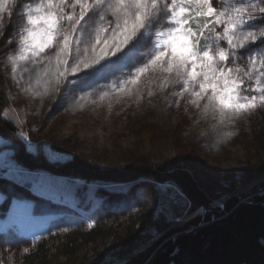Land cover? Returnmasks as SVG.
<instances>
[{
    "label": "rangeland",
    "instance_id": "1",
    "mask_svg": "<svg viewBox=\"0 0 264 264\" xmlns=\"http://www.w3.org/2000/svg\"><path fill=\"white\" fill-rule=\"evenodd\" d=\"M22 5L23 0H17L16 11L0 20L1 71L8 104L0 123L1 248L102 226L109 230H104L105 237L89 249L80 248L77 263L126 264L173 221L188 222L205 214L199 209L190 217V205L172 183L88 182L56 174L72 153L102 169L121 168L139 159L166 171L184 167L209 190L213 206H221L228 197L249 199L264 192V159L258 157L253 138L254 128L264 125V108L221 123L218 114L205 115L186 99L177 105L174 93L180 86L163 87L161 74L152 71L141 76L131 92L119 90L129 73L142 66L139 58L135 66L87 83L70 75L47 92L43 81L35 83L43 65L29 63L23 67L31 76L24 72L21 84L27 87L31 82L39 94L22 92L13 83L6 60L18 47ZM255 23L264 25V20ZM150 48L141 56L146 57ZM149 90L154 95L149 96ZM104 92L109 95L100 100ZM5 124L15 132L6 130ZM140 216L149 217L151 223L134 228L139 237L132 244L127 231Z\"/></svg>",
    "mask_w": 264,
    "mask_h": 264
},
{
    "label": "snow or ice",
    "instance_id": "2",
    "mask_svg": "<svg viewBox=\"0 0 264 264\" xmlns=\"http://www.w3.org/2000/svg\"><path fill=\"white\" fill-rule=\"evenodd\" d=\"M16 4L0 0V20ZM22 8L18 47L6 60L26 94H39L31 82L21 84L24 72L31 76L23 67L29 63L43 65L35 83L43 81L47 92L70 75L87 83L139 58L142 66L119 90L131 92L152 71L161 74L163 87L180 86L177 105L186 99L205 115L218 114L221 123L264 108V25L255 23L264 20V0H23Z\"/></svg>",
    "mask_w": 264,
    "mask_h": 264
},
{
    "label": "trees",
    "instance_id": "3",
    "mask_svg": "<svg viewBox=\"0 0 264 264\" xmlns=\"http://www.w3.org/2000/svg\"><path fill=\"white\" fill-rule=\"evenodd\" d=\"M3 47L0 41V123L8 106L1 71ZM259 126L254 128L253 138L258 157L264 159V125ZM5 129L15 132L10 124H5ZM55 172L88 182L129 183L145 179L156 184L172 183L190 205V217L199 209L205 210L204 215L192 217L188 222L170 223L150 247L126 264H264V192L249 199L228 197L221 206H213L209 190L188 169L179 166L166 171L147 159L121 168L102 169L72 153L71 159ZM147 223H151L149 217H135L132 230L127 231V239L132 238V244L139 237L134 228L144 229ZM104 230L105 227L98 226L90 231L74 230L64 237L28 242L23 247H0V261L2 264H78L80 248L97 245L107 234ZM25 248L29 249L27 253L23 251Z\"/></svg>",
    "mask_w": 264,
    "mask_h": 264
}]
</instances>
